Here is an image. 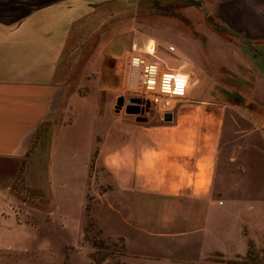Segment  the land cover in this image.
Wrapping results in <instances>:
<instances>
[{
  "label": "rangeland",
  "instance_id": "obj_1",
  "mask_svg": "<svg viewBox=\"0 0 264 264\" xmlns=\"http://www.w3.org/2000/svg\"><path fill=\"white\" fill-rule=\"evenodd\" d=\"M0 1L21 2L0 12V19L14 28L6 30L0 56L4 54L7 65L15 57L23 74L39 73L36 76L58 57L53 79L66 89L62 115L49 129L40 155L33 154V146L26 160L0 159V264H142L127 254L123 237L110 229L107 192L113 182L97 160L102 137L110 148L126 129L115 127L111 115L94 113L113 111L120 95L124 103L131 101L123 87L125 55L148 41L149 50L154 44L153 57L165 69L176 71L188 91L178 105L182 118L175 126L162 127L159 114L142 103V112L133 116L145 118L147 132L184 135L195 100L201 101L206 108L197 110L199 124L195 117L191 120L201 136L212 133L213 190L222 205L215 204L214 220L200 234L198 248L225 252H208L196 263L237 260L235 255L244 254L247 240L262 250L264 260V108L256 105L264 106V74L260 70L249 76L237 74L245 71L241 45H227L228 37L213 27L204 6L188 0ZM42 1H49L52 9L30 7ZM223 56L235 64V71L224 68ZM224 78L236 89L221 86ZM224 101L243 111L207 108ZM213 114L216 124L207 131L199 116ZM88 237L99 240L97 247Z\"/></svg>",
  "mask_w": 264,
  "mask_h": 264
},
{
  "label": "crops",
  "instance_id": "obj_2",
  "mask_svg": "<svg viewBox=\"0 0 264 264\" xmlns=\"http://www.w3.org/2000/svg\"><path fill=\"white\" fill-rule=\"evenodd\" d=\"M195 1L198 3L194 4L205 7L213 27L228 37L230 42L227 41V45H241L238 49L245 71L237 70V74L243 76L258 70L264 74V0ZM48 2L33 3L34 7H30L34 11L52 9ZM19 5L20 1H0V12ZM68 9L69 6L64 8ZM7 26L0 19V42L4 43L7 29H14ZM242 40L249 42L256 53ZM11 59L12 64L7 65L4 54L0 56V159L22 161L29 157L27 153L31 146H34L33 154L38 157L45 141L48 143V131L65 107L63 97L66 89L65 85L53 79L58 57L52 60L42 76H36L39 73L23 74L21 67L15 65L16 58ZM222 64L228 71L237 69L225 56ZM222 81L221 86H225V89H236L229 79ZM196 103H203L195 100L196 110L191 108L194 112L191 117H195L198 123L197 110L204 111L206 107L205 104L203 108L197 107ZM178 105L169 120H159L162 127L175 126L182 118ZM256 105L264 108L259 102ZM112 108L113 111L107 109L100 116L94 114L97 117L111 115V123L115 127H124L126 133L110 148L105 146L107 139L102 137L98 143L97 160L108 171L113 182L112 189L107 192L110 229L113 234L123 237L127 254L142 264H198L196 262L208 252H225L218 249L200 251L198 248L200 234L214 220L215 204L222 205V201L215 199L213 190L212 133L205 131L201 136L198 133L199 123L195 124L191 117L186 120L190 125L185 129L187 134L157 130L150 133L147 132L150 125L144 126V120H137L143 116L135 117L133 113L125 112L128 107L124 98L119 112L114 111V105ZM207 108L243 111L225 101L212 103ZM216 117L214 114L210 117L199 116L206 121L203 124L207 131L215 126ZM251 119L248 116V120ZM47 149L46 168L49 165V145ZM33 154L31 157H35ZM41 163H34L35 168H39ZM246 232L252 239L249 229Z\"/></svg>",
  "mask_w": 264,
  "mask_h": 264
},
{
  "label": "built area",
  "instance_id": "obj_3",
  "mask_svg": "<svg viewBox=\"0 0 264 264\" xmlns=\"http://www.w3.org/2000/svg\"><path fill=\"white\" fill-rule=\"evenodd\" d=\"M172 50L173 47H168ZM154 44L142 48L132 47L124 60L123 87L125 92L140 103L149 106L163 119L172 114L180 101L186 99L188 86L176 71L167 70L153 57ZM264 135V125L262 127Z\"/></svg>",
  "mask_w": 264,
  "mask_h": 264
},
{
  "label": "trees",
  "instance_id": "obj_4",
  "mask_svg": "<svg viewBox=\"0 0 264 264\" xmlns=\"http://www.w3.org/2000/svg\"><path fill=\"white\" fill-rule=\"evenodd\" d=\"M33 144H34V142H33ZM115 239L119 240L121 242V244L123 245V239L122 238L117 237ZM87 240L90 241V237H88ZM90 242L96 246L98 244L99 240L92 239V241H90ZM122 248H123V246H122ZM261 252H262V250L257 249L251 240H247L246 249H245L244 254L243 255L236 254L235 258H237V260L236 259L235 260H226V261H223V264H264V260L261 256ZM217 255H221V253L217 254Z\"/></svg>",
  "mask_w": 264,
  "mask_h": 264
},
{
  "label": "water",
  "instance_id": "obj_5",
  "mask_svg": "<svg viewBox=\"0 0 264 264\" xmlns=\"http://www.w3.org/2000/svg\"><path fill=\"white\" fill-rule=\"evenodd\" d=\"M188 1H190V2H192V3H198V2H196L195 0H188ZM98 4H100V3H95V4H91V6H96V5H98ZM242 42L245 44V45H247L253 52H255L256 53V51H255V49H254V47L249 43V42H247L246 40H242ZM122 104H123V96H117L116 97V100H115V104H114V111L115 112H119L120 110H121V107H122ZM125 112H127V113H133V114H139V113H141L142 112V110H130V109H128V108H125ZM145 118H143V117H139L137 120H144ZM170 119V114H166L164 117H163V120H169Z\"/></svg>",
  "mask_w": 264,
  "mask_h": 264
},
{
  "label": "flooded vegetation",
  "instance_id": "obj_6",
  "mask_svg": "<svg viewBox=\"0 0 264 264\" xmlns=\"http://www.w3.org/2000/svg\"><path fill=\"white\" fill-rule=\"evenodd\" d=\"M126 106L130 110H139V111L142 110L141 103L138 100L134 99V98H131V101L127 102Z\"/></svg>",
  "mask_w": 264,
  "mask_h": 264
},
{
  "label": "bare ground",
  "instance_id": "obj_7",
  "mask_svg": "<svg viewBox=\"0 0 264 264\" xmlns=\"http://www.w3.org/2000/svg\"><path fill=\"white\" fill-rule=\"evenodd\" d=\"M151 41H148V48H150V46H151Z\"/></svg>",
  "mask_w": 264,
  "mask_h": 264
}]
</instances>
